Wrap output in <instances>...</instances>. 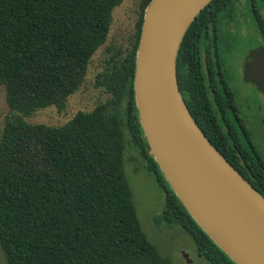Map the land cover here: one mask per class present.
Instances as JSON below:
<instances>
[{"label":"trees","instance_id":"trees-1","mask_svg":"<svg viewBox=\"0 0 264 264\" xmlns=\"http://www.w3.org/2000/svg\"><path fill=\"white\" fill-rule=\"evenodd\" d=\"M151 1H141L131 47L111 50L97 77L111 99L53 127L26 118L48 107L66 108L107 42L123 0H0V87L11 111L0 137V249L7 264H173L139 219L126 174L131 141L165 194L156 221L181 229L208 264H236L178 199L141 127L134 77ZM239 1L213 0L191 24L177 58L178 83L183 97L190 90L191 114L225 158L234 166L232 154L247 152L250 170L243 174L264 196V157L248 148L235 124L228 122L226 133L223 123L201 119L195 111L200 96L184 71L188 66L196 73L194 46L206 32L221 23L237 26ZM247 1L264 42V0Z\"/></svg>","mask_w":264,"mask_h":264},{"label":"water","instance_id":"water-1","mask_svg":"<svg viewBox=\"0 0 264 264\" xmlns=\"http://www.w3.org/2000/svg\"><path fill=\"white\" fill-rule=\"evenodd\" d=\"M212 1L150 2L136 57V107L152 156L198 226L236 264H264V196L206 136L178 83L183 39ZM252 58L247 71L256 70L264 92V48Z\"/></svg>","mask_w":264,"mask_h":264},{"label":"rangeland","instance_id":"rangeland-1","mask_svg":"<svg viewBox=\"0 0 264 264\" xmlns=\"http://www.w3.org/2000/svg\"><path fill=\"white\" fill-rule=\"evenodd\" d=\"M141 1L123 0L122 4L114 10L108 40L92 57L82 86L68 99L66 108L62 111H59L57 107L41 109L35 115L26 118L28 123L60 127L73 119L77 113L91 112L97 105L111 99V95L104 88L97 86V77L103 72L111 50L122 49L125 53L131 47L140 17ZM252 15L248 1L240 0L237 3L235 20L240 31L236 36L239 37L241 50L247 47L251 51L260 37ZM10 114L5 88L0 87V137L6 118ZM128 139L130 141V136ZM145 166L146 163L131 141L127 152L126 174L144 231L160 252L171 258L173 264H208L198 255L192 240L181 229L169 228L156 221V216L162 213L165 194ZM184 254L188 255L191 263L186 260ZM0 264H7L6 256L1 249Z\"/></svg>","mask_w":264,"mask_h":264},{"label":"flooded vegetation","instance_id":"flooded-vegetation-1","mask_svg":"<svg viewBox=\"0 0 264 264\" xmlns=\"http://www.w3.org/2000/svg\"><path fill=\"white\" fill-rule=\"evenodd\" d=\"M238 29L234 24L228 26L221 23L206 32L194 46L196 73H191L189 67L185 66V77L187 82L193 83L200 96L195 111L201 115V119L223 123L226 133L229 131L228 122L235 124L248 140V148L264 157V92L256 80V70L247 71V67L252 65V51L263 49L264 42L259 37L251 51L247 47L241 50L239 37L235 36L240 33ZM184 97L188 103L191 98L188 87ZM200 123L202 125L203 122L200 120ZM223 144L228 146L227 143ZM243 152L247 153L245 150ZM243 152H234L232 161L246 178L243 173L249 171L250 167L243 160Z\"/></svg>","mask_w":264,"mask_h":264}]
</instances>
